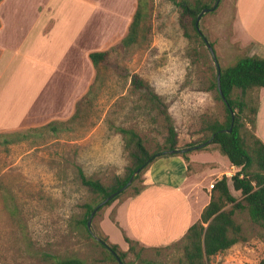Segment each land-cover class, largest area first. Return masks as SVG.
<instances>
[{"label":"rangeland","instance_id":"1","mask_svg":"<svg viewBox=\"0 0 264 264\" xmlns=\"http://www.w3.org/2000/svg\"><path fill=\"white\" fill-rule=\"evenodd\" d=\"M202 1L212 6L216 0ZM3 2L5 28L0 43L14 46L38 17V2L45 0ZM234 3L220 0L214 10L204 13L198 23L199 35L190 18L180 17L172 1L146 0L137 43L123 47L115 42L110 46L90 93L78 100L81 102L70 116L66 114L62 120L52 116L32 126L0 130L26 133L22 139L11 136L8 143L0 137V264H53L57 257H78L87 264H119L95 236L117 244L118 252L125 251L122 264H184L185 235L161 247H145L133 240L132 250L124 241L127 235L115 220L116 208L132 196L134 185L142 186L144 172L94 213L87 230L79 223L84 205L95 206L101 197L80 182L78 169L105 186L114 176H124L130 158L119 127L138 132L149 152L163 150V107L152 95L159 97L171 116L179 148L209 136L208 131H199L201 121H223L226 108L212 86L217 68L204 38L212 44L220 68L248 56L254 47L236 38ZM5 75L9 70L5 69ZM132 77L142 84H132ZM5 79L0 80V86ZM67 93L65 90L63 97ZM239 94L237 89L232 96ZM256 96L255 91L247 94L250 105ZM48 123L55 130L45 126ZM246 127L254 132L248 123ZM213 160L219 169L229 165L221 153ZM208 181L204 177L205 185ZM229 184L231 193L241 200V193ZM230 207L227 204L224 209ZM234 220L241 225L243 239L209 257L206 264H258L264 256L263 228L250 220L246 210H235Z\"/></svg>","mask_w":264,"mask_h":264},{"label":"crops","instance_id":"2","mask_svg":"<svg viewBox=\"0 0 264 264\" xmlns=\"http://www.w3.org/2000/svg\"><path fill=\"white\" fill-rule=\"evenodd\" d=\"M3 1L0 34L5 28ZM136 4V0L38 2V17L24 39L14 46L0 43V80L6 78L0 86V130L70 116L96 77L89 53L106 51L121 40ZM234 20L236 38L254 45L248 56L264 58V0H235ZM254 134L264 142V87L258 90ZM218 153L209 144L191 150L188 161L180 155L157 157L143 173L141 190L116 208L115 220L127 237L145 247L181 239L209 202V184L224 172L230 177L237 171L230 162L217 168L213 159ZM204 177L209 178L207 185Z\"/></svg>","mask_w":264,"mask_h":264},{"label":"trees","instance_id":"3","mask_svg":"<svg viewBox=\"0 0 264 264\" xmlns=\"http://www.w3.org/2000/svg\"><path fill=\"white\" fill-rule=\"evenodd\" d=\"M169 1H172L179 8L181 18H190L191 25L196 31L195 20L197 15L203 8L211 7L209 3L202 0H194L193 2L188 0ZM136 2V9L127 32L119 41L123 47H129L137 43L141 23L146 15V0H136ZM183 29L184 34L188 36L189 33L184 24ZM197 33L201 35V32L197 31ZM210 45L212 46V44ZM107 55V50L89 53L96 72L105 61ZM131 83L142 84L136 77H132ZM212 86L216 89L218 97L225 104L226 115L223 121L216 119H204L201 121L199 131H208L210 133L208 137L179 148L177 145V133L171 116L166 111L165 105L160 101L159 97L152 95V99L158 103V106L163 107V121L166 124L164 149L149 152L138 132L132 128L119 127L117 130L122 134L124 147L130 158V164L126 167L124 176H114L111 184L105 186L99 180L87 177L81 168L78 169L80 182L93 193L100 195L101 200L98 203L107 198L111 193L120 191L105 203V205H109L121 192H124V190H121L122 187L131 178V183L138 180L145 169L157 157L166 154H178L185 161H188L187 154L193 150V147H196L195 149H204L207 145H199L211 139L210 143L222 155L226 156L232 165L238 166L240 169L230 177L223 174L220 179L213 183L209 202L202 209L199 220L193 223L185 233L184 264H206L209 257L218 252L225 251L243 239L241 225L234 220L235 210H246L250 220L263 228L262 239L264 242V142L246 127L248 123L250 129L252 128L254 131L258 107V90L264 87V58L245 56L233 65L220 68V90L223 93L224 99L220 96L217 78H215ZM90 89L81 99L87 97ZM237 89L240 90V94L232 96L233 92ZM253 91L257 93V96L255 103L250 105L251 100H247L246 96L249 92ZM80 102H77V105ZM231 112H233V117ZM45 126H49L50 130H55V127L52 124L50 125V123ZM15 135L21 139L26 137V133L22 131L0 133V137L5 138L3 141L7 143L12 142V139L8 138ZM185 148H188V150H184ZM166 150L174 152L164 153ZM229 181L232 189L241 193V200H237L231 193ZM141 187L134 185L132 195L137 194L141 190ZM227 204H231V207L224 209ZM95 206L89 203L84 205L85 211L79 223L86 228L87 219ZM124 239L129 243V250H132L133 246L131 243L134 241L128 237H124ZM99 242L103 247L108 249L112 258L116 260L119 258L123 262L125 251L118 252L117 244H108L106 243V239H100ZM46 257L51 258L47 254ZM53 264L87 263L78 257H57L53 261ZM258 264H264V256Z\"/></svg>","mask_w":264,"mask_h":264},{"label":"water","instance_id":"4","mask_svg":"<svg viewBox=\"0 0 264 264\" xmlns=\"http://www.w3.org/2000/svg\"><path fill=\"white\" fill-rule=\"evenodd\" d=\"M219 1H220V0H216L215 3H214L211 7H209V8H203V9L200 11V13L197 15L196 20H195V27H196L197 31L200 32L199 27H198V23H199V20H200L201 16H202L204 13H206V12H209V11L214 10V9L218 6ZM204 40H205V42H206V45H207V47H208V49H209V52H210V54H211V56H212V59H213V61H214V63H215V66H216V68H217V73H216L217 87H218V90H219L220 96L222 97V99H224L223 93H222L221 90H220V66H219L218 61H217V59H216V55H215L214 49H213L212 46L206 41L205 38H204ZM231 115H232V117H233V112H231ZM229 130H230V129H229ZM210 142H211V139H208L207 141H205L204 143L200 144L199 146H201V145H207V144H209ZM195 148H196V147H193V149H195ZM184 150H188V148H185ZM172 152H174V151H167V150L164 151V153H172ZM131 180H132V178L128 181V183H127L125 186L122 187L121 190H124V189H125L130 183H131ZM119 192H120V191H117V192H115V193H111L107 198H105L103 201H101L100 203H98V204L94 207V209L91 211V214H90V216H89V218L87 219V222H86V226H87L88 230H90L91 220H92V217H93L94 213H95L100 207H102L103 205H105V203H106L109 199L113 198V197H114L117 193H119ZM95 238H96L98 241H100L98 237L95 236ZM117 261L119 262V264H122V262L120 261L119 258H117Z\"/></svg>","mask_w":264,"mask_h":264},{"label":"built area","instance_id":"5","mask_svg":"<svg viewBox=\"0 0 264 264\" xmlns=\"http://www.w3.org/2000/svg\"><path fill=\"white\" fill-rule=\"evenodd\" d=\"M209 188H210V189L213 188V182L209 185Z\"/></svg>","mask_w":264,"mask_h":264}]
</instances>
